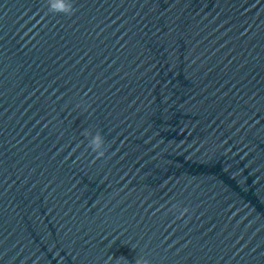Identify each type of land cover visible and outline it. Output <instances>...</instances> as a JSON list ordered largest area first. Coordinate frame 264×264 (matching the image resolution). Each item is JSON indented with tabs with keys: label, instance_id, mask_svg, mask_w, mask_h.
Wrapping results in <instances>:
<instances>
[{
	"label": "clouds",
	"instance_id": "9594fccd",
	"mask_svg": "<svg viewBox=\"0 0 264 264\" xmlns=\"http://www.w3.org/2000/svg\"><path fill=\"white\" fill-rule=\"evenodd\" d=\"M60 11L64 13H69L71 11V6L68 5L67 7H64L62 5ZM102 145H103V139L99 134H96L94 137H92V139L89 142V147H91L94 152H98L99 155L101 156L103 155V152L100 151ZM136 264H148V262L146 260L143 261L137 260Z\"/></svg>",
	"mask_w": 264,
	"mask_h": 264
}]
</instances>
